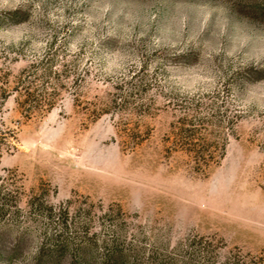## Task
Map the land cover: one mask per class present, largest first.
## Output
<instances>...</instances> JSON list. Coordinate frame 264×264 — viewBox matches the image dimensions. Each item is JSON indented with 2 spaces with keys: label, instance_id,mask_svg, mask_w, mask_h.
Segmentation results:
<instances>
[{
  "label": "rangeland",
  "instance_id": "374dc122",
  "mask_svg": "<svg viewBox=\"0 0 264 264\" xmlns=\"http://www.w3.org/2000/svg\"><path fill=\"white\" fill-rule=\"evenodd\" d=\"M75 248L264 264V0H0V264Z\"/></svg>",
  "mask_w": 264,
  "mask_h": 264
},
{
  "label": "trees",
  "instance_id": "16d2710c",
  "mask_svg": "<svg viewBox=\"0 0 264 264\" xmlns=\"http://www.w3.org/2000/svg\"><path fill=\"white\" fill-rule=\"evenodd\" d=\"M60 245H57L55 248H57L56 250H58ZM54 248V249H55ZM108 251V250H106ZM109 251L114 252L115 249H110ZM54 252V251H53ZM52 252V253H53ZM71 264H89V259L87 257V255L85 254L84 251L79 250L77 248H75L73 250V256L71 259ZM100 264H120L119 258L116 255L113 254H109V253H104Z\"/></svg>",
  "mask_w": 264,
  "mask_h": 264
}]
</instances>
